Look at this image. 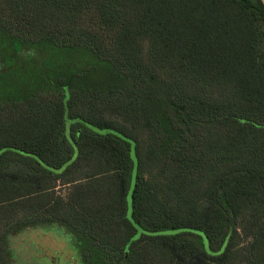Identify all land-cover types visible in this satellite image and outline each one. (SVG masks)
<instances>
[{"label": "trees", "instance_id": "trees-1", "mask_svg": "<svg viewBox=\"0 0 264 264\" xmlns=\"http://www.w3.org/2000/svg\"><path fill=\"white\" fill-rule=\"evenodd\" d=\"M34 228L78 264H264L262 1L0 0V264Z\"/></svg>", "mask_w": 264, "mask_h": 264}, {"label": "rangeland", "instance_id": "rangeland-1", "mask_svg": "<svg viewBox=\"0 0 264 264\" xmlns=\"http://www.w3.org/2000/svg\"><path fill=\"white\" fill-rule=\"evenodd\" d=\"M66 191V188H63ZM129 216H131V194L128 197ZM62 234V233H61ZM68 240L58 233L44 228L26 230L13 239L12 246L18 254L19 264H78L72 238ZM70 243V245H69ZM71 246V247H70ZM75 253V255H74Z\"/></svg>", "mask_w": 264, "mask_h": 264}, {"label": "water", "instance_id": "water-1", "mask_svg": "<svg viewBox=\"0 0 264 264\" xmlns=\"http://www.w3.org/2000/svg\"><path fill=\"white\" fill-rule=\"evenodd\" d=\"M262 1V3L264 4V0H261Z\"/></svg>", "mask_w": 264, "mask_h": 264}]
</instances>
